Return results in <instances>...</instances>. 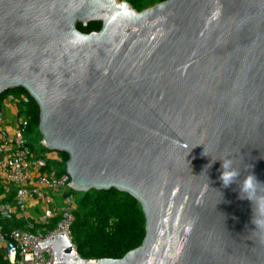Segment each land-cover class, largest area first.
Wrapping results in <instances>:
<instances>
[{
    "label": "water",
    "instance_id": "95a60500",
    "mask_svg": "<svg viewBox=\"0 0 264 264\" xmlns=\"http://www.w3.org/2000/svg\"><path fill=\"white\" fill-rule=\"evenodd\" d=\"M12 89L76 192L115 188L145 217L119 259H84L64 233L39 242L53 264H264V0H0ZM225 158L259 184L224 187Z\"/></svg>",
    "mask_w": 264,
    "mask_h": 264
},
{
    "label": "built area",
    "instance_id": "2783aa9c",
    "mask_svg": "<svg viewBox=\"0 0 264 264\" xmlns=\"http://www.w3.org/2000/svg\"><path fill=\"white\" fill-rule=\"evenodd\" d=\"M27 101L25 94L19 98L10 96L0 106V184H5V195L11 193L10 185L15 187L13 200L0 203V219L16 216L25 221L23 226L7 233L0 224V264H53L52 244L41 248L39 242L62 233L76 251L72 243V223L77 209L75 190L69 184L68 173H60L50 164V161L60 162L61 155L56 151L36 155L23 137L30 116L19 110L8 121L4 114L6 104L20 107ZM34 200H41V211H29L30 201ZM55 218L57 221L50 227Z\"/></svg>",
    "mask_w": 264,
    "mask_h": 264
},
{
    "label": "trees",
    "instance_id": "16d2710c",
    "mask_svg": "<svg viewBox=\"0 0 264 264\" xmlns=\"http://www.w3.org/2000/svg\"><path fill=\"white\" fill-rule=\"evenodd\" d=\"M124 1H127L136 11H142L165 0ZM101 27V21H92L86 25L77 24V28L84 33L99 31ZM6 97L5 94L1 95L0 103ZM27 97L28 101L20 105L22 113L30 116L27 130L31 132L37 129L39 132L38 106L29 95ZM30 147L38 156L50 151L43 144L38 151ZM59 154L62 160L58 164V170L60 173H65L68 156L65 153L59 152ZM75 194L77 209L74 212L72 223V243L82 258L88 260L119 259L141 245L145 236V217L141 205L134 197L115 188L93 189L85 193L75 191ZM56 221L57 218L53 219L50 227H53ZM0 224L7 233L16 227L23 226L25 221L13 216L1 218Z\"/></svg>",
    "mask_w": 264,
    "mask_h": 264
},
{
    "label": "clouds",
    "instance_id": "9594fccd",
    "mask_svg": "<svg viewBox=\"0 0 264 264\" xmlns=\"http://www.w3.org/2000/svg\"><path fill=\"white\" fill-rule=\"evenodd\" d=\"M211 165H209L210 167ZM241 172L238 168L233 166V160L225 158L221 160L220 177L224 187H228L233 183L239 182L241 192H249L259 184L256 177L253 174H248L242 180L240 179Z\"/></svg>",
    "mask_w": 264,
    "mask_h": 264
},
{
    "label": "crops",
    "instance_id": "0c3cea01",
    "mask_svg": "<svg viewBox=\"0 0 264 264\" xmlns=\"http://www.w3.org/2000/svg\"><path fill=\"white\" fill-rule=\"evenodd\" d=\"M6 99H7V97L5 99H3L1 102L5 101ZM19 110L21 112L20 107H16L14 104L13 105L12 104H8V105L6 104V108H5V112H4L6 119L8 121L11 120L14 117V115H16L17 112H19ZM9 116H10V118H9ZM40 147H41V145H40ZM39 150H40V148H39ZM41 152L43 153V151H41ZM48 155H49V153H48ZM59 163H60L59 161H50V164L55 165L57 168L59 167L58 166ZM4 185L5 184H3V183L0 184V203L10 202L13 200V194H14V188L15 187L13 185H10L11 193L8 195H5L4 194L5 193ZM30 204L32 205V207H30L29 211H41L43 208L41 200L40 201L39 200L30 201Z\"/></svg>",
    "mask_w": 264,
    "mask_h": 264
},
{
    "label": "rangeland",
    "instance_id": "374dc122",
    "mask_svg": "<svg viewBox=\"0 0 264 264\" xmlns=\"http://www.w3.org/2000/svg\"><path fill=\"white\" fill-rule=\"evenodd\" d=\"M124 1V0H119ZM7 95V98H10V96H13L14 98H19L21 95L25 94L27 96V93L23 89H12L4 93ZM3 95V94H2ZM3 104V102L0 103V106ZM22 106V104H21ZM8 113V112H7ZM10 118V116H9ZM40 132L37 131V129H33L31 132L29 130L24 131L23 137L26 140L27 144L29 146H32L36 151L40 148V145L42 144V138ZM38 153V152H37ZM40 154V153H38Z\"/></svg>",
    "mask_w": 264,
    "mask_h": 264
}]
</instances>
